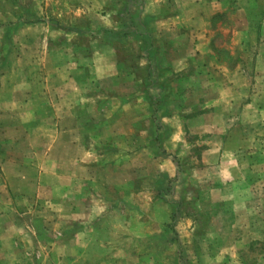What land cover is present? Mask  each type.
Masks as SVG:
<instances>
[{"label":"rangeland","instance_id":"374dc122","mask_svg":"<svg viewBox=\"0 0 264 264\" xmlns=\"http://www.w3.org/2000/svg\"><path fill=\"white\" fill-rule=\"evenodd\" d=\"M0 52L85 103L68 167L56 120L0 123V264H264V0H0Z\"/></svg>","mask_w":264,"mask_h":264},{"label":"crops","instance_id":"0c3cea01","mask_svg":"<svg viewBox=\"0 0 264 264\" xmlns=\"http://www.w3.org/2000/svg\"><path fill=\"white\" fill-rule=\"evenodd\" d=\"M191 7H198L196 4L192 5ZM200 14V13H198ZM207 18V17H206ZM188 24L193 26L195 24H198L200 22V15H194L193 18H189ZM47 24V23H46ZM46 24H43V26H37L40 28H45L46 29ZM61 26V25H60ZM62 27V26H61ZM63 29V28H62ZM31 29L27 26L24 28V31H28L27 33L25 32L22 34L23 37V44L28 47L29 41H27V37L29 36L28 33ZM22 32V31H21ZM189 34H186L183 36L185 38V41L189 43L190 41H193V48L194 50L197 49L199 51V55L197 54V51L195 50L197 56L200 57V59H205L210 55V48H209V38L207 37L206 32L204 31H198L197 32L194 30L190 32L189 28ZM27 34V37H26ZM42 39V36L38 40V43ZM37 40H34V43ZM46 42V39L45 41ZM197 43V44H196ZM16 45V44H15ZM48 45V44H47ZM197 45V47H196ZM10 49V46L8 47ZM49 52V50H48ZM7 52H0V54L5 55ZM17 54L18 51L16 49H12V52L10 54V61L11 57L14 58V54ZM16 56V55H15ZM12 66V71L11 73H14L15 70L18 71L19 68L15 67V65L11 64ZM8 68V67H7ZM8 71V70H7ZM20 72V70H19ZM237 72V71H236ZM13 75V74H12ZM3 81V80H1ZM3 84V82H2ZM74 84V83H73ZM76 86L73 88L75 90V94L77 95L78 89L82 86L81 83L78 84V82H75ZM24 86L21 89H23V96L19 97L15 95V93H12L11 91L17 88L13 87L11 88H2L0 89V123L4 122L5 120H11L12 122H19L21 119L23 120V115L27 112L29 113V116L27 120L29 121H47L50 122L53 120H56L57 123L55 124V131L51 132V136L53 139L51 140V145H50V156H52L53 152L52 149H56L57 147L59 148L60 156L56 158L57 160L60 161V165L62 167H68V164L70 161H68V153H70L67 150V144L71 145V148L75 147V139L77 136L74 137V135H77V126L75 125L76 122L79 119V109L80 106H83L85 103L83 102V98L80 96L79 98L76 99L75 102L69 104L68 98L65 97H59V100L54 99L52 95V88L46 84L45 82L40 84H28V87L26 88V83L23 84ZM81 85V86H80ZM65 88V84H61L59 86V91H63ZM57 91V88L55 89ZM2 92V93H1ZM51 94V95H49ZM56 98V95H53ZM23 99V100H22ZM60 102V104H63L64 107H61L62 109H56L55 105ZM69 104V105H68ZM41 106V109H38V115H36L37 112V107ZM60 107V106H59ZM63 110V111H62ZM56 111V112H55ZM57 111H61V113H58ZM82 111V108H81ZM69 120L71 122H74V128L71 129H66V128H60L57 129V126L62 124L63 121ZM3 126V125H2ZM29 126V125H28ZM32 127V126H31ZM15 130H23V128L20 127V124H16L14 126ZM75 217L79 218L78 216L75 215ZM72 222H68L70 224ZM79 224V223H77ZM83 224V223H82ZM73 225H76V223H73ZM73 229V228H72ZM66 230H69L71 233L70 238H68L66 235V238L63 239L60 243H66L65 245L71 243L73 245V240L71 239H80L82 238V234L86 232V229L83 228V226L79 225V228L76 227V229L71 230V227H68ZM74 234V235H73ZM60 244L55 243L54 246H59ZM56 248V247H54ZM59 249H63V246L60 245Z\"/></svg>","mask_w":264,"mask_h":264}]
</instances>
